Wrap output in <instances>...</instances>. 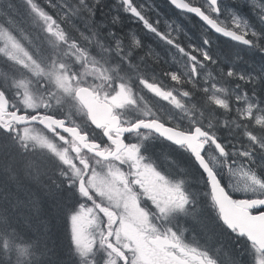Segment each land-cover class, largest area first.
<instances>
[{
  "label": "snow or ice",
  "instance_id": "6c2138e0",
  "mask_svg": "<svg viewBox=\"0 0 264 264\" xmlns=\"http://www.w3.org/2000/svg\"><path fill=\"white\" fill-rule=\"evenodd\" d=\"M169 3L176 9L200 17L215 33L242 42L264 54V33L254 30L237 14L236 9L231 11L230 24L225 23L226 20L222 18L225 10L220 0H204L202 4L198 0L196 3L193 0H169ZM234 4L239 8L254 6L252 10L256 11L260 20L264 22V4L257 3V0H234ZM102 7L100 0H92L87 15L92 18L94 27L103 30L111 45L122 47L127 44L130 53L133 50L136 53L152 51L136 31L122 30L121 12H124L136 17L145 29L159 35L193 63L199 60L202 67L205 66V62L210 65L216 60L218 63L219 54L214 56L209 50L213 46L210 37L204 40L203 47L191 43L186 46L183 39L170 36L168 30L161 27L163 22L159 13L155 17L150 15L156 11L153 4L141 5L136 0H114L111 8L115 14L109 17L107 22L101 16ZM60 39H63L62 35ZM132 58L135 59V56ZM234 72V69H229L226 75L231 78ZM171 76L178 79L179 73L173 72ZM236 78L251 83V79L243 74ZM224 107L228 108L227 105ZM248 118L251 119V115ZM255 123L260 125L264 124V121ZM190 132L196 134L191 143L174 142L190 152L199 165L206 184L203 196L207 198L208 207L215 211L216 225L220 232L234 234L236 240H243L247 244L246 251L251 255L249 264H264V176L259 175L256 170L264 165L254 168L256 160L253 152L243 150L237 153L235 149L229 151L220 136L214 132L201 127H193ZM247 136L253 145L259 143L253 133H248ZM165 138L173 142L171 137ZM259 147L264 152V143L259 144ZM213 149L218 150L219 158L217 156L215 158L221 162L228 175L233 177L239 170L243 176V187H238L236 183H224V175L209 160ZM115 161L120 167L116 164L110 165V178L97 175L88 181L90 188L82 181L76 182L75 188L79 196L90 203L92 198L96 197L98 200L106 198L115 204V208L109 210L107 207L101 209L100 205L88 208L80 202L77 208L67 210L68 220L71 222L70 242L81 256L89 255L95 247L92 231L85 235V225L92 229L95 224L94 212H99L101 216L107 213L109 224L102 243L110 250L109 255L115 254L118 257L119 264H221L220 250L217 248L190 247L185 243V237L177 231L176 225L169 223L163 231L157 230L153 225L154 219H177L180 214L191 210L192 202L180 184L172 183L169 177L148 162L141 154L140 146L132 145L126 151L120 146V151L115 154ZM244 162H248L246 169ZM125 164L128 165L127 172L121 170ZM75 175L80 176V171L76 170ZM133 187L147 193L142 199L151 205L153 212L144 207L140 202L141 197L137 196ZM237 192H243L247 198H234ZM197 222L203 223L202 220ZM203 226L208 229L206 224ZM111 264H115V261ZM231 264L242 262L233 256Z\"/></svg>",
  "mask_w": 264,
  "mask_h": 264
},
{
  "label": "trees",
  "instance_id": "16d2710c",
  "mask_svg": "<svg viewBox=\"0 0 264 264\" xmlns=\"http://www.w3.org/2000/svg\"><path fill=\"white\" fill-rule=\"evenodd\" d=\"M86 1L87 7L92 4V0ZM11 3L13 4L12 7H14L17 2L16 0H12ZM165 3L167 8L175 13V10L171 8L167 2ZM101 5H103L101 16H103L105 22H107L108 18L115 13L111 5H107V0H101ZM1 12L9 13V10L3 9ZM20 16L22 17L23 13H21ZM81 20L82 23L84 22V24L91 26L92 18L87 15V12L82 15ZM123 24H126L125 20H123ZM81 26L82 24L78 26V28L81 29ZM108 26L111 27V25ZM193 26L199 27L196 21L191 20V30L200 33V30L195 31ZM90 29H94L100 33L103 32L99 27L92 26ZM133 31H136L138 34L135 28H130L126 32ZM90 36L92 38L94 37L93 35ZM89 39L90 38H86V41ZM99 42L104 43V47L96 46V49H106L107 43L104 40ZM97 43L98 42H95V44ZM148 48L152 51L148 52L145 50L142 52L139 55L138 62L145 60L146 67L155 72L163 73L165 68L158 58L156 50H153L150 46H148ZM167 49H174V47L169 45ZM230 50L231 49L225 47V44H222V50L220 51L225 57L233 59L235 51ZM124 54L129 55V49ZM217 54L223 57L220 53ZM240 57H242V55ZM246 61L250 64H255L256 67L261 66V61H259V59L253 60V58H251ZM261 69L263 68L261 67L260 70ZM194 79L196 80L197 78L194 77ZM197 81L198 85H200V80L197 79ZM245 92L247 95H250L248 91ZM197 106L201 110H208L206 116L209 120L214 119V112L216 113V109L205 103L203 98L198 99ZM217 110L219 114L222 113L220 109L217 108ZM234 110V115L229 116V119L221 118L218 123L222 121L227 123L224 130L226 133L223 136L235 138V140L238 141L243 137L235 127L236 122L239 123L240 130L246 128V124H243L239 119L235 118V116H237V106H235ZM159 151L164 152L165 155H170L169 153H172L165 149H159ZM154 152L156 154L157 151ZM30 157L33 156H25L18 152L11 143L0 134V264H12L14 262H18V264H76L68 240L66 223L67 210L71 209L73 201H75V196L72 192L66 190V188L61 187L59 189L57 187L56 182L58 183V179H56L54 174L47 180V188H44L46 184L43 176H50V173L45 172L44 168H46L47 171H55L54 164L52 161L43 157L28 159ZM177 161L180 164L176 162L178 164L177 166H180L179 169L185 171L188 180L192 182L195 196L199 198L203 190L201 189L199 176L195 169L196 167L194 166V168L191 163L187 164L179 160ZM262 165H264V163H262ZM27 173L33 176L32 184H21L24 181L22 179L20 180L19 176L20 178L21 176L26 177ZM28 176L30 178V175ZM12 179H15V185L11 183ZM35 185L39 186V188ZM69 197L71 198V202ZM201 203L203 205H200V210L198 212H194L193 210L191 213L193 220L187 221L189 230L206 247L220 250L219 256L223 262L231 264V258L235 256L242 264H249L251 257L247 253L243 241H234L232 235L220 232L219 227L215 223V216H213V214L211 215L208 211L209 208L207 207L205 199H203ZM197 220H202L203 223H198ZM203 224H206L208 229H205ZM213 232L217 234L214 235ZM1 238L5 240V249L7 253H3ZM20 247L23 249H19ZM20 253L25 255L26 258L21 260L18 256ZM7 258H9V263L5 261Z\"/></svg>",
  "mask_w": 264,
  "mask_h": 264
},
{
  "label": "rangeland",
  "instance_id": "374dc122",
  "mask_svg": "<svg viewBox=\"0 0 264 264\" xmlns=\"http://www.w3.org/2000/svg\"><path fill=\"white\" fill-rule=\"evenodd\" d=\"M11 1L12 0H0V13H1V10H3V9L9 10V13L0 14V18L5 20V21H8V22H15V23L17 22L18 24L21 23V25H23L25 28V32H27L29 35L35 36L39 39L40 47H41V49H43L44 46L49 42V39L45 35L41 38L39 33H37V30H41L40 25L38 23L39 19L35 18L32 22L31 21L28 22V20H30L29 17L27 16V15H29V12L24 14L25 9L19 2H17L16 4L14 3L15 5H14V7H12L13 4L11 3ZM47 1H48V4L51 5V8L54 9L55 6H54V4L51 3V0H47ZM58 3H59L58 4L59 9H61V11L62 10H66V11L76 10V9H80V8H82V9L85 8V10L87 11V8L84 6V2L81 0H58ZM159 8L162 12H166V14H173L174 13L173 11L169 10L165 4ZM174 10L176 11V9H174ZM21 13L24 14L23 17L20 16ZM69 13H73V12L69 11ZM253 17H254V20L259 25V27L261 28L262 33H264L263 22H260L256 11H253ZM161 19L163 20L164 18L161 17ZM126 27H127L126 24H123L122 30L124 32H126ZM194 28H195V31L200 30L199 27H194ZM195 33H197V32H195ZM102 36L106 37V34H102ZM1 40H2V45H3L4 49H7L12 54H14L17 62H19V63L23 62V63H25V66H27L26 72L28 71L29 76L24 77L23 79L19 80L20 89H22L23 92H25V93L28 90L35 89V90L39 91L41 94H50V97L48 96L46 98H51V99L57 101L58 98L63 95V93L75 91V90H77V88L79 86L83 87L85 85H91L93 87L94 85H96L95 83L90 82L88 75L76 76V78H75L72 74H66V75L62 74L61 67H66V66L61 61V57L59 59H56L55 61H53V63L50 65L47 62V59H45L44 57H40V56L35 57L31 53H30V55H28L26 52L29 50L30 44L29 43L28 44L20 43L18 41L17 33L11 28L5 29L3 31V37L1 38ZM104 41L106 43L109 42L107 39H104ZM173 50L174 49H171V52L169 53L168 56L173 54ZM67 53H68V51L64 55L66 56ZM192 55L195 56V53H193ZM21 56H23V57H21ZM240 56H241V54L238 52V56H234L233 59H229V58L222 59L220 62V66L217 69V74L221 76L222 70L224 67H227L229 65H232L233 63L234 64L236 63V65H238L239 69L244 68L242 72H243L245 77L250 78L251 82H252V80H255L256 79L255 74L253 73V71H251L249 69L251 64L248 63L247 61H245L244 57L242 58ZM184 59H185L186 63H188L189 65H192L191 59H189L187 56ZM258 59H259V61H262L264 58H261L259 56ZM175 61H176L175 57H172L171 62L173 63ZM231 61H233V62H231ZM72 66H74V65H71L68 68H72ZM136 67H139V66H136ZM259 67L260 66L257 67L258 70H260V68H261V67L260 68ZM262 68H263V66H262ZM191 73H193V74L191 75ZM193 76L200 80L201 86L200 85L199 86L202 89H204L205 91H207L208 93L226 92V93H229L231 96L232 95H235V96L243 95V96L247 97L248 99L254 98L253 95H251V96L247 95L246 92L242 93V92L238 91L237 89H235V87H233V86L231 88H229L230 85H228V86H222L221 85L220 86L219 84L215 83V81L212 78V74L210 72L203 71V70H200V69L192 66V68L190 69V80L198 85L197 79L195 80ZM236 77L234 78V80H239L242 85L249 86L251 84V83H245L244 80L237 79ZM214 85H216V86H214ZM248 94H250V93H248ZM106 95L109 99L108 91L106 92ZM124 95L125 96L123 99V103H121L120 106L124 107V108H128L130 105V99L134 100L135 94L133 92L128 91V93L124 94ZM234 98L235 97H233V99ZM41 99H44V97ZM115 100H116V97L114 96V101ZM236 100H238V98L237 99L235 98V101ZM110 101H112V100H110ZM261 111L264 112V108H261ZM221 125L224 126L223 121L221 122ZM235 127H236V125H235ZM143 138H147V137L143 136ZM31 158H33V157H30L28 159H31ZM255 160H256L255 167L261 166L262 162L264 160V152L258 154L255 157ZM258 169L262 170L263 167H260ZM44 170H45V172L50 173V176H46V175L43 176L45 179V184H46L44 188H47V182L46 181L48 179H50L53 174L56 176V179H58V172L56 170L55 171H52V170L47 171L46 168H44ZM28 175H30V178ZM31 176H32V174H29V173H27L26 177L21 176V178H20V176H19V179L20 180L22 179L24 181L21 184H23V183L24 184H28V183L32 184L33 176H32V178H31ZM106 177L110 178V175H107ZM232 179H233V183H236L238 185V187H243V176L240 174L239 170H237L236 174L233 175ZM25 182H27V183H25ZM11 183H14V185H15V179H12ZM56 184H57V187L59 189L61 188L60 186H63V184L59 181V179H58V183L56 182ZM35 186L37 188H39V186H37V185H35ZM65 196H66V194H65ZM69 199L71 202L70 197H69ZM73 203H74V201H73ZM199 210H200V208H198V210L196 212H198ZM1 239H2L3 253H7V251L5 249V240L3 238H1ZM18 256L21 260L26 258L25 255H23L22 253H20V255H18ZM8 259L9 258H7L6 262L9 263ZM12 264H18V262H14Z\"/></svg>",
  "mask_w": 264,
  "mask_h": 264
},
{
  "label": "flooded vegetation",
  "instance_id": "af4514ba",
  "mask_svg": "<svg viewBox=\"0 0 264 264\" xmlns=\"http://www.w3.org/2000/svg\"><path fill=\"white\" fill-rule=\"evenodd\" d=\"M160 7V6H159ZM130 28L127 26L126 27V30H129ZM110 46V43L109 42H107V46L106 47H109ZM171 52V49H166V55L168 56L169 55V53ZM257 53L260 55V52H258L257 51ZM234 54H236V53H234ZM236 56H238V55H236ZM261 57V56H260ZM261 58H264V57H261ZM262 66H263V64H262ZM230 67L231 68H233V67H236V68H238V65H236V63H235V66H234V63L232 64V65H229L228 67H227V69H226V71L227 70H229L230 69ZM258 67V66H257ZM257 70H258V68H257ZM263 71H264V66H263ZM130 72L132 73V75L133 76H135V77H137V70H135L134 68H130ZM235 89H237L238 91H240V92H245V91H248V88H235ZM252 94H253V91H252ZM251 93H250V95H252ZM253 97H255V93H254V95H253Z\"/></svg>",
  "mask_w": 264,
  "mask_h": 264
},
{
  "label": "bare ground",
  "instance_id": "6f19581e",
  "mask_svg": "<svg viewBox=\"0 0 264 264\" xmlns=\"http://www.w3.org/2000/svg\"><path fill=\"white\" fill-rule=\"evenodd\" d=\"M168 3V2H167ZM166 5V3L165 2H160V3H158V6H162V5ZM169 4V3H168ZM167 6V5H166ZM169 6H171V8H173V9H175L174 8V6H172L171 4H169ZM101 34H105L104 32H102ZM107 48V47H106ZM236 54H234V56H236V55H238V52H235ZM234 66H235V64H234ZM242 69H244V68H242ZM192 71V70H191ZM193 73H191V75H192ZM203 74V73H202ZM206 76V75H205ZM206 78V77H205ZM209 80V79H208ZM207 80V81H208ZM211 81V80H210ZM216 83V82H215ZM203 84V83H202ZM212 85V84H211ZM232 85H233V87H235V88H248V86H245V85H242V84H239V83H234V84H231L230 85V87L229 88H231L232 87ZM201 86V85H200ZM214 86H216V85H214ZM221 86V85H220ZM207 87V86H206ZM210 90V89H209ZM212 90V89H211ZM222 90V89H221ZM231 90V89H230ZM229 90V91H230ZM216 91V90H215ZM248 92L249 93H251L252 94V90H250L249 88H248ZM252 95H254V92H253V94ZM235 139V138H234ZM15 164V163H14ZM7 165V164H6ZM14 167V166H13ZM8 168V167H7ZM5 182V181H4ZM47 182V181H46ZM19 202V201H18ZM203 205V204H202ZM16 207V206H15ZM24 212V211H23ZM34 212V211H33ZM31 222V221H30ZM37 225V224H36ZM22 229V228H21ZM37 229V228H36ZM38 252V251H37ZM6 261V260H5Z\"/></svg>",
  "mask_w": 264,
  "mask_h": 264
},
{
  "label": "water",
  "instance_id": "95a60500",
  "mask_svg": "<svg viewBox=\"0 0 264 264\" xmlns=\"http://www.w3.org/2000/svg\"><path fill=\"white\" fill-rule=\"evenodd\" d=\"M133 130H135V129H133Z\"/></svg>",
  "mask_w": 264,
  "mask_h": 264
}]
</instances>
